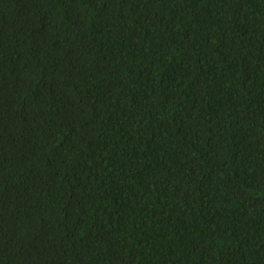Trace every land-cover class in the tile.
<instances>
[{
	"label": "trees",
	"instance_id": "obj_1",
	"mask_svg": "<svg viewBox=\"0 0 264 264\" xmlns=\"http://www.w3.org/2000/svg\"><path fill=\"white\" fill-rule=\"evenodd\" d=\"M0 264H264V0H0Z\"/></svg>",
	"mask_w": 264,
	"mask_h": 264
}]
</instances>
